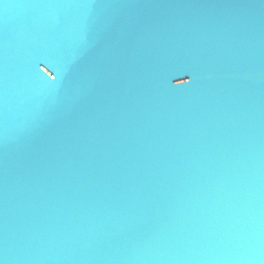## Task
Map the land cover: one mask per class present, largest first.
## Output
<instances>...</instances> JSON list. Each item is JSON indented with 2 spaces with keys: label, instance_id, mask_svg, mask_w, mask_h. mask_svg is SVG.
Returning a JSON list of instances; mask_svg holds the SVG:
<instances>
[{
  "label": "water",
  "instance_id": "water-1",
  "mask_svg": "<svg viewBox=\"0 0 264 264\" xmlns=\"http://www.w3.org/2000/svg\"><path fill=\"white\" fill-rule=\"evenodd\" d=\"M0 264H264V0H0Z\"/></svg>",
  "mask_w": 264,
  "mask_h": 264
}]
</instances>
